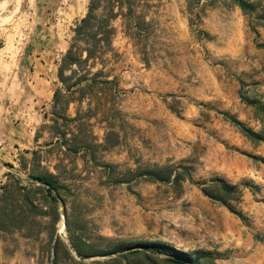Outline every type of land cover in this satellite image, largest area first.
<instances>
[{"label":"rangeland","instance_id":"rangeland-1","mask_svg":"<svg viewBox=\"0 0 264 264\" xmlns=\"http://www.w3.org/2000/svg\"><path fill=\"white\" fill-rule=\"evenodd\" d=\"M250 1L244 14L233 0H124L133 12L113 20L104 68L114 82L70 103L90 124L58 141L57 67L88 0H0V264H175L138 242L264 264V0ZM38 23L54 40L32 47ZM166 165L186 168L179 185L129 174ZM32 173L54 175L56 201ZM216 178L237 195L205 194ZM120 242L124 255L99 253Z\"/></svg>","mask_w":264,"mask_h":264},{"label":"trees","instance_id":"trees-1","mask_svg":"<svg viewBox=\"0 0 264 264\" xmlns=\"http://www.w3.org/2000/svg\"><path fill=\"white\" fill-rule=\"evenodd\" d=\"M244 14H251L257 9V3L250 0H233ZM124 0H88V7L86 14L80 18L71 28L72 36L68 48L61 56L57 67V79L59 86L52 95L51 118L54 133L57 134L56 140L65 139L66 132L69 130L73 137L78 136L73 132V127H69L71 123H76L77 127L89 126V120L86 117L80 116L77 112L74 117H69L66 110L71 102H82V98L86 94H92L97 89L105 88L109 84H113V79H108L109 75L104 70L107 63V54L113 53V37L116 29L113 25V20L118 16H125L128 11L132 15V5L124 6ZM127 8L126 13L124 12ZM258 18L264 26V8L261 9ZM97 64L101 68L95 72L91 69ZM77 95V96H75ZM91 103L88 102V107ZM89 115V114H88ZM61 122V123H59ZM239 125L240 122H237ZM68 125V126H67ZM66 126V128H61ZM244 133L251 137L255 132L249 128H243ZM93 136L92 133H90ZM87 136H83L81 141H86ZM79 142V141H78ZM85 144H78L76 146L65 147V150L72 153H77L80 147ZM187 173L186 168L177 170L173 165L166 166H147L141 172H131L130 175L135 177H145L151 181L170 182L173 185H179L183 179V174ZM9 174V173H8ZM31 178L44 184L48 194L52 200L56 201V197L52 195V191L59 189L60 184L53 174H30ZM214 188L203 186L202 191L208 196L226 203L229 198L237 195L238 190L234 184L225 182L222 179H213ZM76 254L84 259L86 256L94 255L89 251L82 250L72 239L70 240ZM138 247L144 249H155L156 252L169 254L171 257L169 261L175 264H200L199 258H193L189 253L171 249L161 242H138ZM167 248H166V247ZM154 247V248H153ZM131 249V246L124 242L110 246L105 251H100L102 254L123 253L125 250ZM138 251V250H133ZM122 255V254H121ZM124 255V253H123Z\"/></svg>","mask_w":264,"mask_h":264},{"label":"crops","instance_id":"crops-1","mask_svg":"<svg viewBox=\"0 0 264 264\" xmlns=\"http://www.w3.org/2000/svg\"><path fill=\"white\" fill-rule=\"evenodd\" d=\"M47 24H41L38 23L35 25V30L38 32L35 39H33L32 42V47L35 46H39L42 45L43 43H45L46 45H49V43H51L54 39H52L51 34L49 33V27L46 26ZM51 41V42H50ZM42 56L36 55V59H38L40 61V63H43L41 61ZM35 80L36 83H42V79L40 77V74L37 75L36 78L32 77V80ZM9 173V169H8V165H6L4 162L0 161V178L1 177H5L6 174Z\"/></svg>","mask_w":264,"mask_h":264},{"label":"bare ground","instance_id":"bare-ground-1","mask_svg":"<svg viewBox=\"0 0 264 264\" xmlns=\"http://www.w3.org/2000/svg\"><path fill=\"white\" fill-rule=\"evenodd\" d=\"M59 229V231L61 232V233H63L64 231H63V226H62V224L61 223H59V227H58Z\"/></svg>","mask_w":264,"mask_h":264},{"label":"water","instance_id":"water-1","mask_svg":"<svg viewBox=\"0 0 264 264\" xmlns=\"http://www.w3.org/2000/svg\"><path fill=\"white\" fill-rule=\"evenodd\" d=\"M62 214H63V218H64V217H65V215H64V211H63V213H62ZM85 258H87V257H85Z\"/></svg>","mask_w":264,"mask_h":264}]
</instances>
